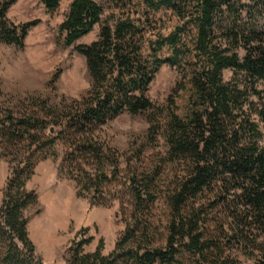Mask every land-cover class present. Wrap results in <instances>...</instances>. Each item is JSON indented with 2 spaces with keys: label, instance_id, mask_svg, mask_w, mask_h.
Returning a JSON list of instances; mask_svg holds the SVG:
<instances>
[{
  "label": "trees",
  "instance_id": "1",
  "mask_svg": "<svg viewBox=\"0 0 264 264\" xmlns=\"http://www.w3.org/2000/svg\"><path fill=\"white\" fill-rule=\"evenodd\" d=\"M16 1L0 0V42L23 48L40 20H11ZM42 2L49 11L60 4ZM104 3L117 10L111 21L94 40L77 43L102 21ZM168 12L178 23L164 32ZM263 17L264 0H72L59 29L85 57L89 87L79 98L31 92L0 107V158L9 166L0 264H43L28 231L38 193L27 182L58 143L59 171L75 181L78 196L91 192V207L119 200L126 217L108 253L103 238L86 251L93 236L83 228L66 264H244L239 253L264 264ZM164 63L179 74L169 96L174 108L148 94ZM123 112L149 122L125 167L100 136ZM160 140L164 151L144 165ZM160 200L164 220L155 217Z\"/></svg>",
  "mask_w": 264,
  "mask_h": 264
},
{
  "label": "rangeland",
  "instance_id": "2",
  "mask_svg": "<svg viewBox=\"0 0 264 264\" xmlns=\"http://www.w3.org/2000/svg\"><path fill=\"white\" fill-rule=\"evenodd\" d=\"M71 1L60 0L59 6L53 11L47 10L42 0H17L11 5L8 16L16 23L32 19L40 21L30 29L23 48L0 42V107L14 106L19 98L31 92L52 97L63 94L69 98H79L89 87L85 57L75 50L74 45L68 46L64 43V33L59 29ZM104 8L102 21L79 38L77 43L94 40L101 24L111 21L112 12H117L107 3H104ZM169 13L162 14L164 32H168L178 23L177 17ZM261 22L264 23V17ZM223 76L225 80H230L233 70L225 69ZM178 79L177 69L169 63H164L150 85V98L158 105H170L169 96ZM258 84L264 89V81ZM182 102L180 97L176 96L175 104L181 105ZM148 126L149 122L144 115L123 112L102 127L100 136L112 147L125 167L126 156L132 155L135 145L145 139ZM160 141L158 148L148 150L144 165L150 164L158 152L164 151L163 141ZM55 151V156L37 164L34 174L27 182V187L38 193L37 203L27 210V214L31 216L28 231L37 254L42 258L43 264H66L68 246L75 235L85 227L88 229L86 236H93L85 250L93 251L103 238V252H110L126 224L119 200H115L110 206L99 204L91 207L89 201L92 193L78 196L75 181L59 171L63 146L56 144ZM137 164L144 166L142 163ZM8 172V162L0 158V202ZM119 180L123 182L122 178ZM112 186L110 184V187ZM125 194L128 198V194ZM59 197L61 211L54 207L55 199ZM155 214L157 220L165 219L167 205L163 200L156 203ZM238 256L244 264L255 262L251 256L241 253Z\"/></svg>",
  "mask_w": 264,
  "mask_h": 264
},
{
  "label": "bare ground",
  "instance_id": "3",
  "mask_svg": "<svg viewBox=\"0 0 264 264\" xmlns=\"http://www.w3.org/2000/svg\"><path fill=\"white\" fill-rule=\"evenodd\" d=\"M59 200V201H58ZM61 199H60V197L59 198H57V199H55V202H54V207H56V208H58V209H60V211H61ZM60 213V212H59Z\"/></svg>",
  "mask_w": 264,
  "mask_h": 264
},
{
  "label": "water",
  "instance_id": "4",
  "mask_svg": "<svg viewBox=\"0 0 264 264\" xmlns=\"http://www.w3.org/2000/svg\"><path fill=\"white\" fill-rule=\"evenodd\" d=\"M50 130L52 131L53 130V127H51Z\"/></svg>",
  "mask_w": 264,
  "mask_h": 264
}]
</instances>
